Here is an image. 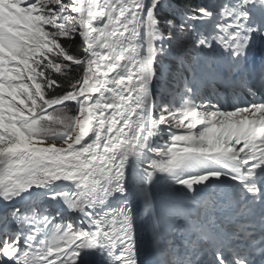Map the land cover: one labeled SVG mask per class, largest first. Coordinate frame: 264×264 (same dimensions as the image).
Here are the masks:
<instances>
[{
    "label": "snow or ice",
    "instance_id": "6c2138e0",
    "mask_svg": "<svg viewBox=\"0 0 264 264\" xmlns=\"http://www.w3.org/2000/svg\"><path fill=\"white\" fill-rule=\"evenodd\" d=\"M0 264H264V0H0Z\"/></svg>",
    "mask_w": 264,
    "mask_h": 264
},
{
    "label": "bare ground",
    "instance_id": "6f19581e",
    "mask_svg": "<svg viewBox=\"0 0 264 264\" xmlns=\"http://www.w3.org/2000/svg\"><path fill=\"white\" fill-rule=\"evenodd\" d=\"M155 240H157V237L155 238ZM153 243H154V239L151 236H146L145 237V255L146 258H150V255L148 256V251L153 249ZM157 251H159V249H157Z\"/></svg>",
    "mask_w": 264,
    "mask_h": 264
},
{
    "label": "rangeland",
    "instance_id": "374dc122",
    "mask_svg": "<svg viewBox=\"0 0 264 264\" xmlns=\"http://www.w3.org/2000/svg\"><path fill=\"white\" fill-rule=\"evenodd\" d=\"M177 241H179V237H176ZM168 237L167 235L158 236L156 241H159L158 245L160 246L159 250L164 247L165 243L167 242ZM164 242V243H163Z\"/></svg>",
    "mask_w": 264,
    "mask_h": 264
},
{
    "label": "trees",
    "instance_id": "16d2710c",
    "mask_svg": "<svg viewBox=\"0 0 264 264\" xmlns=\"http://www.w3.org/2000/svg\"><path fill=\"white\" fill-rule=\"evenodd\" d=\"M199 2V0H189V3H198ZM160 142H162V141H160Z\"/></svg>",
    "mask_w": 264,
    "mask_h": 264
}]
</instances>
